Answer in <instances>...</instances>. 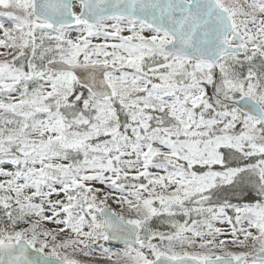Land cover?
<instances>
[{"label": "snow or ice", "instance_id": "6c2138e0", "mask_svg": "<svg viewBox=\"0 0 264 264\" xmlns=\"http://www.w3.org/2000/svg\"><path fill=\"white\" fill-rule=\"evenodd\" d=\"M0 48V264H264V0H0Z\"/></svg>", "mask_w": 264, "mask_h": 264}, {"label": "rangeland", "instance_id": "374dc122", "mask_svg": "<svg viewBox=\"0 0 264 264\" xmlns=\"http://www.w3.org/2000/svg\"><path fill=\"white\" fill-rule=\"evenodd\" d=\"M123 34H124V35H127L128 33L125 32V33H123ZM148 34H149V33L146 31V32H145V35H148ZM101 40H102V38H101ZM93 42H100V40H96V39H94ZM3 51H4V50H3L2 48H0V52H3ZM153 171H155V170H153ZM97 186L99 187L100 185H97ZM109 204H110V206H111L114 210H116V211H120L119 207H118L113 201H109ZM161 223H162V221H160V220H156L155 223H154V227L160 225ZM215 226H216V227H220V228H222L223 231H224L225 233H230L231 226L228 225V224H226V223H224V224L217 223ZM47 227H49V228H55L56 226H55L54 224H52V223H48V224H47ZM161 230H166V229L162 228ZM226 238H228V237L225 236V235H222V236L219 237V239H226ZM106 246L111 247V245H106ZM229 248H230V250H234V251H239V250H241V249H239V248H237V247H235V246H232V245H229ZM113 250H115V249H113ZM98 251H99V250H97V252H98Z\"/></svg>", "mask_w": 264, "mask_h": 264}, {"label": "trees", "instance_id": "16d2710c", "mask_svg": "<svg viewBox=\"0 0 264 264\" xmlns=\"http://www.w3.org/2000/svg\"><path fill=\"white\" fill-rule=\"evenodd\" d=\"M234 203L236 202V201H233ZM231 214V213H230Z\"/></svg>", "mask_w": 264, "mask_h": 264}]
</instances>
